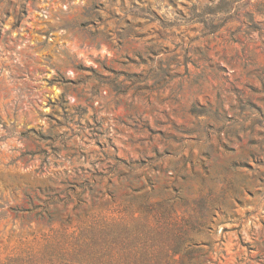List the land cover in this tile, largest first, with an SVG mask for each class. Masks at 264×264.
<instances>
[{
	"label": "rangeland",
	"instance_id": "rangeland-1",
	"mask_svg": "<svg viewBox=\"0 0 264 264\" xmlns=\"http://www.w3.org/2000/svg\"><path fill=\"white\" fill-rule=\"evenodd\" d=\"M221 1L0 0V264L100 220L264 264V0Z\"/></svg>",
	"mask_w": 264,
	"mask_h": 264
},
{
	"label": "trees",
	"instance_id": "trees-1",
	"mask_svg": "<svg viewBox=\"0 0 264 264\" xmlns=\"http://www.w3.org/2000/svg\"><path fill=\"white\" fill-rule=\"evenodd\" d=\"M228 5L231 3L223 0L209 9L214 13H226ZM135 224L138 232L134 236H130L125 224L104 220L81 228L75 235L63 229L51 230V234L36 244L37 248L21 250L2 264H156L155 258L144 251L149 247L148 224L140 220H135ZM118 227L124 229L122 235ZM165 264L176 262L171 255H166Z\"/></svg>",
	"mask_w": 264,
	"mask_h": 264
}]
</instances>
